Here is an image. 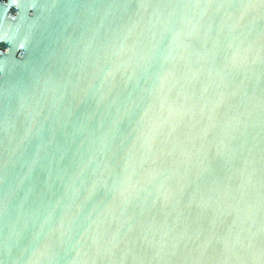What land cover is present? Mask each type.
<instances>
[{
  "label": "water",
  "instance_id": "obj_1",
  "mask_svg": "<svg viewBox=\"0 0 264 264\" xmlns=\"http://www.w3.org/2000/svg\"><path fill=\"white\" fill-rule=\"evenodd\" d=\"M0 264H264V0H0Z\"/></svg>",
  "mask_w": 264,
  "mask_h": 264
}]
</instances>
